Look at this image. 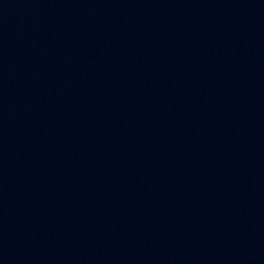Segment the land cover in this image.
Segmentation results:
<instances>
[{"label":"water","instance_id":"obj_1","mask_svg":"<svg viewBox=\"0 0 264 264\" xmlns=\"http://www.w3.org/2000/svg\"><path fill=\"white\" fill-rule=\"evenodd\" d=\"M0 264H264V0H0Z\"/></svg>","mask_w":264,"mask_h":264}]
</instances>
